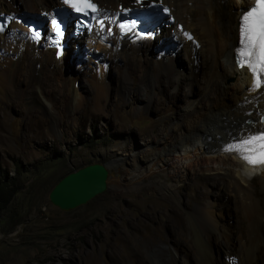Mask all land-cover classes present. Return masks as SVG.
<instances>
[{"label":"bare ground","instance_id":"6f19581e","mask_svg":"<svg viewBox=\"0 0 264 264\" xmlns=\"http://www.w3.org/2000/svg\"><path fill=\"white\" fill-rule=\"evenodd\" d=\"M93 1L109 12L142 7L150 1L168 5L174 17L175 31L173 34L163 32L162 36L166 37L165 41L171 39L174 47L165 49V42L158 44L156 41L159 40L151 41L147 37L136 39L127 35L118 38L116 33L99 41L91 32L77 42L82 46L86 43L85 49L91 52L94 64L73 68L66 61L69 49L61 56L56 55L55 50L48 49L42 42L31 44L27 41L26 30L21 25H12V34L0 35V101L12 96L15 88L20 96L27 95L43 110L51 111L50 93L42 92L38 86L30 93L25 92L32 75L38 82L45 83L51 79V91L58 90V84L63 83L67 91L64 105L84 108L88 99L81 90L84 89L80 82L83 77L96 91L95 106L100 108V99L109 87L107 67L120 59L121 79L125 85L126 75L131 69L138 78V84L147 88L156 87L163 91L170 83L178 86L186 76L189 77L190 81L186 80L189 85H202L201 95L188 90L184 114L161 134V140L147 141L139 151L140 157L119 158L106 166L112 169L119 164L124 165V175L118 182L131 190L138 189L142 178L152 174L170 178L194 176L187 183L193 192L187 199L188 202L195 201V204L183 208L189 223L187 230L181 225V214L174 215V229L179 236L172 245L176 254L175 264H191L188 262L189 250L196 254V264H264V201L254 198L255 186L251 183L253 177L257 178L258 190L264 193V162L248 164L240 158L236 147L237 142L249 134L264 132V73L258 74L260 83L254 85L247 67H238L235 60V49L239 47L238 22L251 5V0ZM60 5V0H0V13L38 15L49 13ZM179 23L185 30L182 35L176 29ZM189 33L192 35L190 41L185 38ZM74 44L80 48L79 44ZM176 49L182 51L186 60L185 73L176 63ZM78 54L80 51L74 59ZM140 103L143 104L142 101ZM137 159L142 162L137 163ZM196 176L210 179L211 187L219 183L223 192L213 193L214 198L208 199L212 194L211 188L206 189V180L198 179V182ZM233 193L238 195L240 213L246 222L244 235L231 224V214H224V207L220 209L217 203L219 198L228 202ZM147 211L148 221H154L158 216L166 217L159 206ZM113 214L108 219L111 222L125 218L128 213L119 211ZM100 233L106 236L108 228H102ZM113 235L116 243L112 248L116 253L112 254V263L165 262L162 243L143 250L141 241L118 226H115ZM144 256L149 263L143 261ZM87 259L95 264L93 256Z\"/></svg>","mask_w":264,"mask_h":264},{"label":"rangeland","instance_id":"374dc122","mask_svg":"<svg viewBox=\"0 0 264 264\" xmlns=\"http://www.w3.org/2000/svg\"><path fill=\"white\" fill-rule=\"evenodd\" d=\"M171 31H175L174 23ZM75 43L80 48L87 47L86 43L83 46ZM68 49V65L80 68L78 59L70 52H74V44ZM174 53L176 63L185 73L187 63L182 51L176 49ZM89 60L82 64L93 65L94 61ZM107 71L109 87L106 95L100 97V108L95 106L96 91L83 77L80 82L84 89L81 90L88 99L85 109L64 105L67 91L63 83L58 84V90L51 91V79L38 82L32 75L25 92L30 93L38 86L42 92L50 93L51 111L43 110L27 95L20 96L15 88L13 97L9 95L0 101V179L12 183L15 190L10 203L0 208V264H93L87 259L90 256L94 257L95 264H110L112 254L116 253L112 248L116 243L115 226L134 235L143 243V250L162 243L165 257L162 264H175L172 245L179 236L174 229V215L181 214V225L187 230L189 223L183 208L195 204L187 199L193 194L187 183L194 176L170 178L152 174L142 178L138 189L131 190L118 182L125 166L119 164L110 169L106 165L119 158H137L147 141L161 140V134L184 114L188 92L201 95L202 85H189L186 76L178 86L170 83L163 91L147 88L138 84L132 69L126 75L125 85L121 79V59L109 63ZM141 101L143 104H139ZM136 162L142 161L137 159ZM91 163L106 166L107 189L70 211L53 206L48 200L52 187L66 174ZM198 179L206 180L203 181L205 188H211L208 199L214 198L213 193L223 192L219 183L211 187L210 179ZM257 180L251 179L255 186L254 198L264 201ZM220 201L219 198L217 203L220 209L224 207L222 212L231 214V224L244 235L246 222L240 213L238 195L233 193L228 202ZM157 206L166 217L148 221L147 210ZM119 211L128 214L116 222L108 220ZM105 227L108 234L102 237L100 230ZM196 260V254L189 250L188 262L196 264ZM143 261L149 263L145 256Z\"/></svg>","mask_w":264,"mask_h":264},{"label":"clouds","instance_id":"9594fccd","mask_svg":"<svg viewBox=\"0 0 264 264\" xmlns=\"http://www.w3.org/2000/svg\"><path fill=\"white\" fill-rule=\"evenodd\" d=\"M153 2L159 3L161 6L166 7L168 10V15L163 19V22L167 23L166 21H169V24H167L165 27L160 26V31L162 32V34L163 32H165L166 34L168 33L173 34V32L171 31V26L174 23V18L170 14L169 6L159 1H153ZM60 3L61 5L59 7L52 8L49 13H43V14H38V15H30L25 12L0 13V21L2 20L4 24L2 25V23L0 22V35L4 33H7L8 35L12 34L11 26L19 24L26 30L27 41H29L31 44H37L38 42L39 43L42 42V44L45 45V47H47L48 49L55 50L56 55H60V56L61 54H63V51H66L71 45L74 44V42L82 39L86 35H90L91 32L95 34V36L97 37L99 41H103L105 37H111L114 33H116L118 38H124L125 36L129 35V34H125L123 36L121 35L119 36L118 33L115 31L116 29L115 27H111V28L105 27V29L101 31V29L97 28V25L95 23H93L89 31L84 30L82 33H80V30H78L75 27L76 19L78 17L76 16V14H79V13L76 10H74L71 6H69V4L64 3L63 0H60ZM84 3L85 4H83L82 6H84L85 9L89 8L87 5H92V9H95L102 13H108L110 16L114 15V13H120L124 11V10L118 11V12L104 11L93 0H85ZM149 3L142 7L125 9V10L136 11L138 8H146L147 6H149ZM62 13H64L63 19L65 18V14H66L71 20V23L68 26L67 25L64 26L63 28H62V24H58V23H56V25L54 26L52 24V20L61 19L58 14H62ZM2 15L10 16V19L8 21H5L2 18ZM27 21H29L28 24H27ZM238 25H239V22H238ZM56 27L59 28L58 35L56 32ZM178 27H181V28L179 29ZM176 29L180 33V35H182L185 32V30L182 29V26L180 24L176 25ZM74 34H77V36H74ZM189 34L191 35V33ZM130 35H133L134 38L136 39L145 38V37L136 36L135 33H132ZM147 38L150 39L149 37ZM160 38H161V35H159L157 38L150 39V40L156 41V40H159ZM163 42H165V44H163ZM163 42L159 44H163L165 49L172 48V47H167V45H170V46L173 45L174 47V43L171 42V39H169V41L164 40ZM238 44H239V40H238ZM79 49H80V54L76 55V58L78 59L77 63L80 66H82V63L88 61L89 57H91V52L88 50H85V47L83 49V47L78 48L77 45H75V48L73 49L74 50L73 55H75ZM235 60H236V55H235Z\"/></svg>","mask_w":264,"mask_h":264},{"label":"snow or ice","instance_id":"6c2138e0","mask_svg":"<svg viewBox=\"0 0 264 264\" xmlns=\"http://www.w3.org/2000/svg\"><path fill=\"white\" fill-rule=\"evenodd\" d=\"M74 10L82 9L72 0H63ZM92 7V5H87ZM55 26L56 21L52 20ZM57 35L59 28L56 27ZM239 47L235 49L237 66H246L252 82L258 85V74L264 73V0H254V5L241 15L239 21ZM240 158L248 164L264 162V132L251 133L236 144Z\"/></svg>","mask_w":264,"mask_h":264},{"label":"water","instance_id":"95a60500","mask_svg":"<svg viewBox=\"0 0 264 264\" xmlns=\"http://www.w3.org/2000/svg\"><path fill=\"white\" fill-rule=\"evenodd\" d=\"M108 170L104 164L91 163L63 176L49 191V202L61 211L86 204L106 189Z\"/></svg>","mask_w":264,"mask_h":264},{"label":"trees","instance_id":"16d2710c","mask_svg":"<svg viewBox=\"0 0 264 264\" xmlns=\"http://www.w3.org/2000/svg\"><path fill=\"white\" fill-rule=\"evenodd\" d=\"M15 194L12 183H5V179H0V208L7 206Z\"/></svg>","mask_w":264,"mask_h":264}]
</instances>
